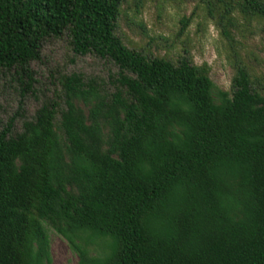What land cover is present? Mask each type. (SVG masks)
I'll list each match as a JSON object with an SVG mask.
<instances>
[{"label":"trees","instance_id":"16d2710c","mask_svg":"<svg viewBox=\"0 0 264 264\" xmlns=\"http://www.w3.org/2000/svg\"><path fill=\"white\" fill-rule=\"evenodd\" d=\"M124 1L0 0V69L27 92L52 38L119 69L113 90L61 75L20 133L21 113L0 130V264H51L50 230L78 264H264V87L128 48Z\"/></svg>","mask_w":264,"mask_h":264},{"label":"rangeland","instance_id":"374dc122","mask_svg":"<svg viewBox=\"0 0 264 264\" xmlns=\"http://www.w3.org/2000/svg\"><path fill=\"white\" fill-rule=\"evenodd\" d=\"M245 0H125L117 34L124 44L150 58H166L178 64L188 58L209 67L217 89L230 91L240 68H248L257 86L264 87V17L255 14ZM212 13V14H211ZM33 91L21 70L0 69V130L11 118L13 133L32 120L45 99L60 91L59 77L80 73L95 77L113 90L111 81L119 69L94 54L77 55L67 36L44 42L41 59L30 65ZM23 105V110L19 108ZM51 264H78L79 256L66 239L50 230ZM103 248L101 240H97ZM101 249L95 245L92 254Z\"/></svg>","mask_w":264,"mask_h":264}]
</instances>
